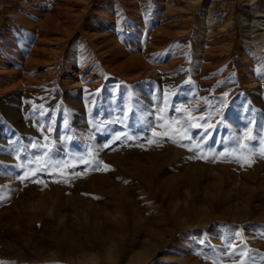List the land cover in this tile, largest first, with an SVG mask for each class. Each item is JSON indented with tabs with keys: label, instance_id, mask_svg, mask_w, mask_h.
Here are the masks:
<instances>
[{
	"label": "rangeland",
	"instance_id": "obj_1",
	"mask_svg": "<svg viewBox=\"0 0 264 264\" xmlns=\"http://www.w3.org/2000/svg\"><path fill=\"white\" fill-rule=\"evenodd\" d=\"M263 16L0 0V264H264Z\"/></svg>",
	"mask_w": 264,
	"mask_h": 264
},
{
	"label": "bare ground",
	"instance_id": "obj_2",
	"mask_svg": "<svg viewBox=\"0 0 264 264\" xmlns=\"http://www.w3.org/2000/svg\"><path fill=\"white\" fill-rule=\"evenodd\" d=\"M259 16V15H258ZM264 17V16H263ZM205 23V22H204ZM208 23V22H207Z\"/></svg>",
	"mask_w": 264,
	"mask_h": 264
}]
</instances>
